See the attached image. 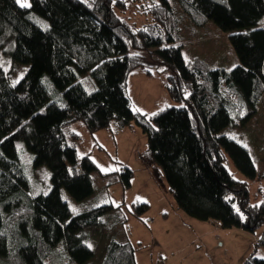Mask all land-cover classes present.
I'll use <instances>...</instances> for the list:
<instances>
[{
  "label": "trees",
  "instance_id": "trees-1",
  "mask_svg": "<svg viewBox=\"0 0 264 264\" xmlns=\"http://www.w3.org/2000/svg\"><path fill=\"white\" fill-rule=\"evenodd\" d=\"M136 1L29 0L30 6L21 7L16 0H0V46L8 42L11 59L27 65L16 83L0 65V264H58L50 261L58 244L73 264H86L93 255L86 230L102 227L116 207L109 203L71 214L61 197L64 189L83 200L93 193L91 173L109 174L89 155L78 154L79 134L70 128L75 122L94 132L116 131L134 120L147 135L143 162L161 167L179 209L221 227L253 231L264 223V189L261 201L251 204L247 182L225 165L230 159L245 177L255 178L251 157L220 133L232 122L231 93L254 106L264 92V26H257L264 0H173L193 25L211 20L227 33L238 58L228 72L183 59L169 0L148 7L150 21L138 26L120 15ZM148 60L165 75L168 94L178 103L150 115L133 109L127 90L134 69L153 75ZM19 140L32 166L49 170L45 193L25 191ZM116 173V181L129 188L133 170L119 164ZM147 209L136 201L130 212L140 217ZM102 264H137L133 243L108 242ZM242 264L264 259L251 253Z\"/></svg>",
  "mask_w": 264,
  "mask_h": 264
},
{
  "label": "rangeland",
  "instance_id": "rangeland-1",
  "mask_svg": "<svg viewBox=\"0 0 264 264\" xmlns=\"http://www.w3.org/2000/svg\"><path fill=\"white\" fill-rule=\"evenodd\" d=\"M23 2L29 4V0ZM156 2L138 0L120 15L136 26L147 23L150 21L147 9ZM169 2L178 20L177 44L181 46L185 61L197 58L211 68H222L226 72L238 64L227 33L211 20L201 27L193 25L176 1ZM257 26H264V17ZM7 43L0 46V65L11 83H16L27 65L11 59ZM146 67L152 69V76L138 67L127 77L133 109L150 115L166 106L178 105L170 98L165 75L155 68V63L148 60ZM43 80L46 83V78ZM46 85L52 88L50 82ZM223 85L221 90L225 91ZM238 99L235 94H230L232 122L220 133L244 146L251 157L255 178L245 177L230 159L225 161V165L236 179L247 182L249 202L254 204L261 201L264 189V179L260 177L264 173V92L254 106L244 98ZM70 128L79 134L76 141L78 154L89 155L99 171L109 174L102 176L99 172H92L93 193L83 200L73 199L64 189H61V197L71 214L109 203L116 207L105 214L102 227L86 230L85 242L93 251L86 264H102L105 247L112 240L133 243L137 264H242L251 253L264 257V244L261 242L264 223L253 231L239 226L221 227L215 220H200L178 208L161 167L154 162H143L141 154L146 148L147 135L134 120L116 131L100 129L89 132L81 122L73 123ZM16 149L28 180L27 195L45 193L49 188L48 168L45 165L32 166L31 153L22 141H17ZM119 164L133 170L129 188L116 181ZM136 201L148 204V209L140 217L130 212L131 203ZM55 251L58 253L52 254L50 261L73 264L63 252L62 245L58 244Z\"/></svg>",
  "mask_w": 264,
  "mask_h": 264
},
{
  "label": "snow or ice",
  "instance_id": "snow-or-ice-1",
  "mask_svg": "<svg viewBox=\"0 0 264 264\" xmlns=\"http://www.w3.org/2000/svg\"><path fill=\"white\" fill-rule=\"evenodd\" d=\"M16 2L21 6V7H28L30 5L26 4L23 2V0H16ZM261 259H264V257H261Z\"/></svg>",
  "mask_w": 264,
  "mask_h": 264
},
{
  "label": "crops",
  "instance_id": "crops-1",
  "mask_svg": "<svg viewBox=\"0 0 264 264\" xmlns=\"http://www.w3.org/2000/svg\"><path fill=\"white\" fill-rule=\"evenodd\" d=\"M217 222V224H219V222L218 221H216ZM220 225V224H219Z\"/></svg>",
  "mask_w": 264,
  "mask_h": 264
}]
</instances>
